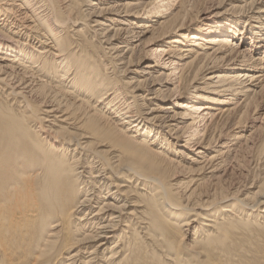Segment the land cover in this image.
<instances>
[{"label":"bare ground","instance_id":"obj_1","mask_svg":"<svg viewBox=\"0 0 264 264\" xmlns=\"http://www.w3.org/2000/svg\"><path fill=\"white\" fill-rule=\"evenodd\" d=\"M189 2L131 0L120 22L103 0H0V264H264V200L238 210L218 187L202 209L159 178L177 145L178 126L161 115L169 95L183 101L191 137L210 124L197 153L218 183L232 148L264 132V114L253 118L264 110V0L225 15ZM124 26H135L131 39ZM148 33L167 44L154 50L159 63L180 71L174 89L145 90L130 68L142 60L133 41ZM247 125L249 136L228 137ZM196 209L208 213L189 217ZM146 239L168 258L147 259ZM75 241L83 247L69 252Z\"/></svg>","mask_w":264,"mask_h":264},{"label":"rangeland","instance_id":"obj_2","mask_svg":"<svg viewBox=\"0 0 264 264\" xmlns=\"http://www.w3.org/2000/svg\"><path fill=\"white\" fill-rule=\"evenodd\" d=\"M131 0H103L106 3H112V11L109 12L107 15L108 17H113V19L119 20L123 22L125 8L124 6L130 3ZM152 1V2H160V0H143V2ZM252 0H190L188 3V7H194L198 12H204L209 14H221L225 15L232 14V6L233 5H241L245 6L246 3H250ZM136 3V2H135ZM198 3V4H197ZM139 4V3H136ZM166 4V5H165ZM159 4L158 6H167V3ZM172 7V9L168 12L166 11L167 8H164L162 11L164 15H161L159 18H155L152 26L155 28L158 27V24L167 19V17L175 12L179 5V1H176ZM191 5V6H190ZM83 6V7H82ZM81 9L87 10L86 4L81 3ZM156 7L150 8V10H154ZM250 8L247 7V9ZM149 10V11H150ZM124 11V12H123ZM196 11V12H197ZM153 16V15H152ZM163 16V17H162ZM87 22H91V20L95 21V17L92 19L84 18ZM90 20V21H89ZM140 20L136 21L138 23ZM125 31L122 34V38L131 39L130 33L132 32V27L124 26ZM151 31V30H150ZM138 33V32H137ZM140 33V32H139ZM152 33H148L143 37L141 42L139 39L134 40V44L138 46L136 50V57L141 56L142 60L137 61L130 67L132 70L139 71L144 78H139L140 80H146V86L144 87L145 90H149L150 88L154 87L155 89L163 88L164 91L174 89L176 87L178 81V75L180 71L174 72L175 70L172 68H167L164 64L159 63V59L156 54L157 48L166 46V43H160L162 41L157 40L154 38ZM250 43V41H248ZM155 54V55H154ZM262 54V50L261 53ZM159 55V54H158ZM147 66H153L155 69H148ZM169 67V66H168ZM145 70V71H144ZM173 73V75L167 80L166 75ZM119 77L122 79L125 76L122 73H118ZM144 74V75H143ZM123 76V77H122ZM128 76V73H127ZM29 77V76H28ZM155 77H158L155 80ZM167 81V82H165ZM165 82V83H164ZM179 95H169L168 101L162 104H169L170 110L165 111L161 115L165 117L163 122H166V126H173L177 127L175 132L172 136H169V140L173 142V144H177L175 149H171L170 151H166L169 155L170 159L173 161V168L172 173L170 175L163 176L160 175L159 178H162L163 182L168 186L169 191L175 194L176 201L178 203L183 204H191V205H200L199 208L204 209V202L207 201L208 198H211L210 191L213 189H217L218 187L221 190H225L224 192L227 194L234 195L236 207L238 210H247L245 205H253L258 201L264 200V132L256 131L254 135H251L249 144L242 143L238 146H234L232 150H236L232 152V160L227 163L224 167L223 171L221 172L224 176V181L222 183H218L217 180L210 179L211 175L209 170L210 168V160L208 157H204L203 155H198L197 150L200 149L199 142L204 138V129L206 125H210L209 123H205L200 128L201 134L197 137H191L194 134V130H187L188 125L192 122L191 118L188 117H180L184 113L181 108L183 101L179 100ZM35 100V98H33ZM162 100V99H161ZM159 104V103H158ZM255 109V108H254ZM257 109V108H256ZM259 114V115H258ZM258 114H255L253 118H258L260 115L264 114V110H260ZM178 116L179 119L175 118L174 116ZM171 118V119H170ZM174 118V119H173ZM252 119L250 122L253 123ZM249 122V123H250ZM33 126V121L31 122ZM250 125L242 127L240 129H233L231 133L228 135L233 136L236 133L244 132L247 136L253 133L249 128H246ZM167 129V128H166ZM202 142V141H201ZM200 142V143H201ZM205 145L207 141H204ZM214 147V146H212ZM236 147V149H235ZM238 147V148H237ZM212 152V150L210 151ZM235 152V153H234ZM211 154V153H209ZM80 158V157H79ZM78 158V159H79ZM208 159V161H207ZM81 162V163H80ZM197 162V163H196ZM199 162V163H198ZM205 162V163H204ZM84 162L81 160L77 161V164H72L74 170H78L82 172V164ZM209 163V164H208ZM227 169V170H226ZM153 172V171H152ZM225 172V173H224ZM152 176H157L156 173H148ZM85 176V181L88 177H90L87 173H82ZM88 176V177H87ZM89 179V178H88ZM205 182V183H204ZM84 187V186H83ZM91 190V186L89 185L86 189ZM156 190L153 187L150 191ZM155 193H153L154 195ZM85 199V195H81V201ZM244 201V202H241ZM195 213H201L205 215L208 212L201 211V209H196L193 213L189 214V217H194ZM244 213L240 216V219H246L244 217ZM264 216V215H263ZM185 220V219H184ZM183 220V221H184ZM264 222V219H262ZM74 222V221H73ZM264 226V224H263ZM144 236V235H142ZM81 238L79 235L74 236V239ZM117 241V240H116ZM75 241L72 248L69 249V252L77 253V251L83 247L82 244L77 243ZM183 243H188V241L184 240ZM82 246V247H80ZM87 246H91L88 244ZM145 250L144 254L145 257L154 259L155 257L161 256L162 262L166 260L167 257V249L160 246L156 242L145 240L144 243ZM91 248V247H90ZM184 249V248H183ZM195 250V249H194ZM185 254H194V252H184ZM66 257L68 255H65ZM89 255H86L88 258ZM69 257V256H68ZM125 255H122L121 258L118 259V263L122 261ZM65 258L63 259V261ZM80 263V262H77ZM65 264H70V262H66Z\"/></svg>","mask_w":264,"mask_h":264}]
</instances>
